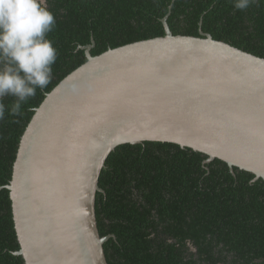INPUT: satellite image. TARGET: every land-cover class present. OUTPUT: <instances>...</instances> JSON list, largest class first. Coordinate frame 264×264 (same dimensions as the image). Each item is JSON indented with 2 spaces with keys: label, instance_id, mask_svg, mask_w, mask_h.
I'll return each instance as SVG.
<instances>
[{
  "label": "water",
  "instance_id": "obj_1",
  "mask_svg": "<svg viewBox=\"0 0 264 264\" xmlns=\"http://www.w3.org/2000/svg\"><path fill=\"white\" fill-rule=\"evenodd\" d=\"M163 23L98 55L81 46L87 61L35 109L5 186L26 264H109L96 195L122 144L173 142L264 179V57Z\"/></svg>",
  "mask_w": 264,
  "mask_h": 264
},
{
  "label": "trees",
  "instance_id": "obj_2",
  "mask_svg": "<svg viewBox=\"0 0 264 264\" xmlns=\"http://www.w3.org/2000/svg\"><path fill=\"white\" fill-rule=\"evenodd\" d=\"M56 25L52 79L22 104L6 96L0 119V264H26L15 229L10 190L21 137L35 109L64 77L92 55L174 34L215 39L264 57V0L246 9L235 0H43ZM173 142L122 144L99 176L96 217L109 264H264V179ZM195 248V251L192 250Z\"/></svg>",
  "mask_w": 264,
  "mask_h": 264
},
{
  "label": "clouds",
  "instance_id": "obj_3",
  "mask_svg": "<svg viewBox=\"0 0 264 264\" xmlns=\"http://www.w3.org/2000/svg\"><path fill=\"white\" fill-rule=\"evenodd\" d=\"M250 3L235 0L234 7L242 10ZM55 25L43 0H0V119L5 116L4 97H15L8 114L19 116L37 88L50 83L57 51L47 34Z\"/></svg>",
  "mask_w": 264,
  "mask_h": 264
},
{
  "label": "flooded vegetation",
  "instance_id": "obj_4",
  "mask_svg": "<svg viewBox=\"0 0 264 264\" xmlns=\"http://www.w3.org/2000/svg\"><path fill=\"white\" fill-rule=\"evenodd\" d=\"M191 248H192V250H194V251H195V248H194V247H192V246H191Z\"/></svg>",
  "mask_w": 264,
  "mask_h": 264
}]
</instances>
